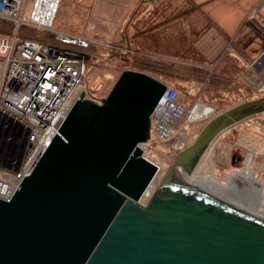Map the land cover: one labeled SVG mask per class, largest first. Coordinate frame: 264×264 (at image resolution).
I'll list each match as a JSON object with an SVG mask.
<instances>
[{
    "label": "water",
    "instance_id": "95a60500",
    "mask_svg": "<svg viewBox=\"0 0 264 264\" xmlns=\"http://www.w3.org/2000/svg\"><path fill=\"white\" fill-rule=\"evenodd\" d=\"M168 84L124 70L101 101L82 91L31 172L0 198V264H264V206L197 184L208 146L264 112V97L213 116L159 166L139 143Z\"/></svg>",
    "mask_w": 264,
    "mask_h": 264
},
{
    "label": "rangeland",
    "instance_id": "374dc122",
    "mask_svg": "<svg viewBox=\"0 0 264 264\" xmlns=\"http://www.w3.org/2000/svg\"><path fill=\"white\" fill-rule=\"evenodd\" d=\"M205 1L207 0H62L55 18L54 31L79 34L94 40L89 49L92 58L83 82V87L91 92L92 99L101 101L106 97L124 70L141 71L140 68H142L145 73L150 71L157 79L164 81L168 86L175 87L181 104L191 108L199 102L213 108L211 113L200 119L182 121L179 127L181 132L170 142H166L163 148L167 149L169 154L166 162L167 169L178 153L194 141L196 135L213 116L242 101L264 97V68L261 76L256 75L255 67L251 66L252 54L243 50L245 44H248L256 34V31L249 30V24L246 21L239 27L236 33L239 35L236 39L225 44V47L219 42L218 47L222 54L218 58L219 67L213 73L210 72L212 64H207L204 56L192 52L193 48L190 47L192 36L186 35L191 9H195ZM259 2L248 22L259 16L264 20V0ZM149 3L156 4L157 8H168L161 13L167 20L160 21L161 16L156 20H152L151 17L146 18V15L150 14L146 10ZM179 8L185 9L181 11L183 15L181 18H179L180 14L176 15L178 23L175 24L173 17L169 18ZM153 13H159V11ZM166 13H168L167 16ZM187 14L188 17H186ZM160 22L163 24L160 25ZM160 26L163 27L162 30H159ZM209 26L211 22L208 21L201 31ZM144 28L149 30L144 31ZM151 29L157 32L150 34ZM20 33L23 37L29 36L41 40L54 38L52 32L27 26L22 28ZM134 37H136L135 40H133ZM181 46H185L184 53L181 55L178 50L180 54L178 55L176 49ZM131 50L133 52H130ZM232 52L235 56L240 55V59L243 57L244 60H240L243 66L237 63ZM170 58L181 59L184 63L171 64L166 61ZM215 61L210 63L214 64ZM201 70L203 72H200ZM201 110L205 111L203 107L197 109L192 114V118L198 117L200 114L196 116V113ZM177 141L181 144L172 152L170 147ZM238 143H243L245 156L247 152H250L252 145L260 146V150L264 152V112L249 116L220 133L208 146L202 162L198 164L197 171L193 172L191 177L198 176L199 173H212L219 185L226 188L231 185L233 193L238 190L239 194L244 195V190L250 186L245 180L253 178L241 171L244 162L238 166L228 165L230 150H234L232 147H238ZM211 147L214 148L215 153ZM257 160L261 161L258 164L261 165L259 170L261 179L258 177L256 180L253 179V182L261 187V183H264V154ZM258 165L255 167L257 168ZM165 174L166 172L161 173L155 178L149 191L141 199L142 204L148 202L150 194L157 189ZM234 175L235 183H229L230 177L234 181ZM9 177V170L0 167V178L8 179ZM241 178L244 179L242 183ZM262 199L264 202V196Z\"/></svg>",
    "mask_w": 264,
    "mask_h": 264
},
{
    "label": "built area",
    "instance_id": "2783aa9c",
    "mask_svg": "<svg viewBox=\"0 0 264 264\" xmlns=\"http://www.w3.org/2000/svg\"><path fill=\"white\" fill-rule=\"evenodd\" d=\"M61 1L0 0V19L14 25V32L0 40V163L5 164L10 173L8 179L0 178V198L9 199L21 180L31 172L59 133L62 121L80 93L85 91L86 98H93L83 87V82L92 58L89 49L94 40L54 31ZM25 26L52 32L54 38L23 37L20 31ZM178 94L175 87L168 86L152 114L150 138L139 143L143 155L159 166L157 177L170 168H166L169 154L163 147L181 132L182 121L200 119L213 111L210 106L199 102L189 108L178 101ZM201 107L208 111L192 118ZM179 144L180 141L173 143L170 150L173 152ZM249 151L243 156L241 171L250 170L251 176L261 179V165H258L261 161L257 158L264 152L257 145H252ZM246 183L250 185L246 187L250 196L258 195L259 192L252 188L253 183ZM260 193L263 197L264 186Z\"/></svg>",
    "mask_w": 264,
    "mask_h": 264
},
{
    "label": "crops",
    "instance_id": "0c3cea01",
    "mask_svg": "<svg viewBox=\"0 0 264 264\" xmlns=\"http://www.w3.org/2000/svg\"><path fill=\"white\" fill-rule=\"evenodd\" d=\"M25 1L29 2L30 0H25ZM259 1L260 0H228V1L207 0L203 2L202 5L200 4L199 6H197L195 9H191L193 15L191 13V16L189 17L190 20L187 25L188 30H187L186 35L192 36V39H191L192 45L190 46L193 48L192 52L204 56L205 62L207 64H212V67L210 69L211 73H213L215 69L219 67L218 58L222 54V51H220L218 47L220 46L219 42L221 43L222 46H224L231 40L236 39L237 36L239 35V34L236 35V33L239 30V27L241 26L242 22L246 21L249 24V30L256 31V34L252 39L249 40L248 44H245L244 46L245 49L243 48V50L252 54V58H251L252 65L251 66L255 67V71L257 72L256 75H259V76L262 75L261 73L264 68V50H263L264 48L263 21L264 20L260 18L259 16V17H254L253 19L250 20L251 22H248V19L252 11L260 3ZM184 9L185 8H179L178 10H176V12L171 14V17L169 19L173 17L174 23L177 24L178 19L176 18L177 17L176 15L180 14L179 18H181L183 16L181 11ZM146 10L147 12L150 13L146 15V18L151 17L152 20H156V18H159V16H161L162 18L160 19V21L167 20L166 17L161 13L163 11L168 10V8H164V7L157 8L156 4L149 3V5L146 6ZM156 11H159V13H153ZM165 15L167 16L168 13H166ZM186 17H188V14L186 15ZM196 17H197V20L195 21ZM208 21L211 22V26H209L206 30L201 31V29L206 26V23ZM161 24L163 23L160 22V25ZM162 29L163 27L160 26L159 30H162ZM146 30H149V29L144 28V31ZM155 32H157V30L151 29L150 34H153ZM10 34H5L2 31H0V40L1 38L7 35H10ZM181 34L183 36L182 29H181ZM135 39L136 37H134L133 40ZM184 48L185 46L177 47L176 49L177 54L182 55L184 53L183 51ZM178 50H180L181 52L180 54L178 53ZM235 58L237 59V63L239 65H242L240 60L243 57L240 59V55H237L235 56ZM166 61L171 62V64L175 63L176 65L180 63L181 64L184 63L181 59H176V58H170V59H167ZM214 61H215L214 64L210 63ZM204 67L208 68L207 66H204ZM204 71L208 72L206 70ZM200 72H203V71L201 70ZM0 167L4 169L8 168L3 163H0Z\"/></svg>",
    "mask_w": 264,
    "mask_h": 264
},
{
    "label": "bare ground",
    "instance_id": "6f19581e",
    "mask_svg": "<svg viewBox=\"0 0 264 264\" xmlns=\"http://www.w3.org/2000/svg\"><path fill=\"white\" fill-rule=\"evenodd\" d=\"M202 112H205L204 110H201V111H198L196 113V116L199 115L200 113ZM218 137V136H217ZM217 137H215L214 139H216ZM203 159H201L202 161ZM197 171V169L194 171V173ZM190 177L194 174V173H188L186 172ZM239 173V172H238ZM236 173V175H240ZM243 174L245 175H249L250 177H252L253 179H257L258 177H254V176H251V173H250V170H243ZM240 177V176H239ZM197 184L201 185V186H204V187H209V188H212V189H215V190H218V191H221V192H224V193H227V194H230V195H233V196H236V197H239V198H242V199H245V200H248L250 202H253V203H256V204H259L260 205V201L262 200V194L260 193L261 192V187L264 186V183L262 182L261 183V187H259L258 184H255V182H253V179H246L245 181H248V182H252V188L255 190V192H259L258 195L255 193V195L253 194V197L250 196L251 192L248 191V189L246 188L244 190V195L243 194H239V191L237 190L236 193H233L231 191V188L232 186L230 185V187L226 188L224 187L223 185H219L218 184V181L215 179V176L212 174V173H199L198 176H195V177H191ZM233 178H229V183H235L236 181V177L234 175V181L232 180ZM238 179V178H237ZM224 180V179H223ZM239 180V179H238ZM243 178H241V183L243 182ZM242 185V184H241ZM151 186V185H150ZM237 186V185H236ZM260 188V189H259ZM150 187L147 189L146 193L149 191ZM230 189V190H229ZM243 189V188H242ZM156 190V189H155ZM154 190V191H155ZM153 191V192H154ZM153 192L150 194V196L153 194ZM248 194V195H247ZM242 196V197H241ZM245 196V197H244ZM264 203V202H263ZM261 203V205L263 204ZM264 206V205H262Z\"/></svg>",
    "mask_w": 264,
    "mask_h": 264
},
{
    "label": "flooded vegetation",
    "instance_id": "af4514ba",
    "mask_svg": "<svg viewBox=\"0 0 264 264\" xmlns=\"http://www.w3.org/2000/svg\"><path fill=\"white\" fill-rule=\"evenodd\" d=\"M234 150H230L229 164L230 166H238L242 163L244 155V145L243 143H238V147H232Z\"/></svg>",
    "mask_w": 264,
    "mask_h": 264
},
{
    "label": "trees",
    "instance_id": "16d2710c",
    "mask_svg": "<svg viewBox=\"0 0 264 264\" xmlns=\"http://www.w3.org/2000/svg\"><path fill=\"white\" fill-rule=\"evenodd\" d=\"M12 26H13V23H11L10 21L4 20V19H0V31H2L3 33H5V34L12 33ZM24 33H25V31H24ZM128 49L130 50V48H128ZM131 52H133V51L131 50ZM133 55H135V54H133ZM140 70L143 71V72H145V70H143L142 68H140ZM147 73L151 74L154 77V75L152 74V72L148 71ZM155 78H156V76H155Z\"/></svg>",
    "mask_w": 264,
    "mask_h": 264
}]
</instances>
